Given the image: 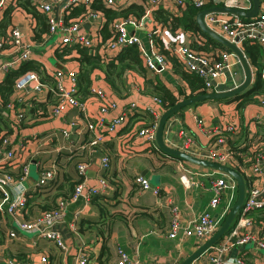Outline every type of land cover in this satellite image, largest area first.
Here are the masks:
<instances>
[{"label": "crops", "instance_id": "0c3cea01", "mask_svg": "<svg viewBox=\"0 0 264 264\" xmlns=\"http://www.w3.org/2000/svg\"><path fill=\"white\" fill-rule=\"evenodd\" d=\"M134 2L143 4L142 0H116V4L121 8ZM77 7L79 6L75 8ZM178 7L179 5L175 0H160L157 5V8H161L172 15H179L184 11L178 12ZM80 12L74 14L70 19L82 15L85 11ZM63 13L64 9L61 5H57L53 10L55 16H60ZM3 15L4 12H0V22L4 20ZM150 16L144 19V28L129 26V31L138 35L146 46L148 42L147 32L156 18L154 11ZM102 22L104 21L100 17H88L82 22L80 29L87 33L93 32ZM12 25H16L21 30L25 42L33 44L30 58L27 60L37 63L38 68L36 69L44 81L51 82L52 80V76L44 72L47 71L45 70L46 67L50 72L55 68H70L72 70L80 68V54L75 47L67 46L65 48L68 50L66 53L56 56L53 45L61 32L52 34L42 32L39 40L33 38L32 25H37V22L32 14L22 7L11 9L6 26H0V31L4 32L8 26ZM192 33H194L192 30L181 26L174 30L164 27L162 36L168 39L170 44L189 42L190 45H194L197 41ZM238 46L248 58L243 43ZM260 46L264 51V47ZM11 54L12 49L7 46L0 52V57L6 59ZM115 57L116 55L112 58L114 61H116ZM176 61L178 65H174L171 60L169 68L160 72L150 70L145 66V73L135 70L124 71L120 77L114 78L115 85L113 86L106 78L103 67L100 68V65L105 63L100 60L89 73V82L85 87L87 93L82 97L86 101L87 111L94 115L98 106L97 98L89 93L91 85H99L108 90L117 99L119 105L135 99L141 105L152 103L150 97L158 95L154 90L156 79L161 80L177 100L188 96L191 92L189 83L178 70H183V67L177 58ZM234 61V68L240 76V82L244 73L236 54ZM263 61L264 57L260 61L261 69ZM250 65L254 79L257 67L251 62ZM76 77L82 95V88L85 83H82L78 74ZM10 98L12 97L9 94L7 100ZM3 101L0 93V114L4 108ZM230 102L232 101L204 99L201 102L182 107L180 112H176L166 120L164 126L165 142L174 147L176 145L172 142L178 143L180 129L195 132L193 114L202 117L207 126L217 122L225 123L235 119L238 115L244 121V126L240 136L232 134L233 141L236 146L247 150L248 144L260 135L259 133L255 134L257 126L256 124L253 126L254 121H245V116L252 118L254 115H259L263 120L264 107L257 103L258 100L257 102L246 103L241 107ZM17 105L18 102H13L12 107L8 108V114L2 115L11 126L9 133L13 132L16 136V142L25 143V146L17 159L6 163L5 167L0 165V169L19 177L24 167L28 168L27 175L22 179L27 190L26 193H28L26 218H31L40 212L41 204L51 199L47 195L65 192L69 188L70 182L76 181L75 165L82 158L89 159L85 170L87 184H95L97 177L104 174L103 176L110 187L105 192L106 194L100 191L105 194L104 197H99L97 194L98 196L93 198L96 195L93 194L94 196H90L88 201H85L83 197H78L75 201L68 203L64 222L58 226L66 243V250H62L47 238L36 237L31 232L9 236L8 229L12 222L4 209L0 208V264L7 257H16L19 264H76V253L80 248L87 253L88 264H116L119 259L118 248L123 249L127 256L132 259L147 260L153 264H179L185 256L203 242L193 240V235L175 238L168 236L170 210L167 200L171 198L179 206L184 221L198 215L208 206L213 194L210 190L211 175L207 173L212 168L191 164L190 175L193 179L198 180L199 184L196 186L194 183L187 189L179 178L180 174L178 175L174 169L176 158L150 150V145L137 135L138 127L149 121L147 120L148 114H146L149 112L139 109L124 126L111 135L106 134L104 140L91 151V148L87 146L89 139L87 133H75L69 139L64 138L59 133L60 128L65 125V120L72 117L76 112L75 108L68 109L62 116L51 118L38 111V108L47 107V102L36 101L30 94L26 95V100L23 101L22 105ZM153 105L156 106V110L161 109V106ZM18 107L24 111L21 120L16 118ZM223 110L224 115L221 113ZM199 138L204 139L201 135ZM16 142L13 144L14 147L17 146ZM243 143L245 147L241 146ZM82 150L85 154L89 152V156L88 154L83 156ZM102 153H107L110 157L109 166L104 172V168L100 166ZM39 163L54 165L56 167L55 177L47 187L38 189V194L36 193L35 197L28 202V198L34 196L32 191L36 187ZM137 173L147 177L150 183L159 189V194H154L151 189L141 190L139 184L134 181V176ZM214 175H219V173ZM230 194L229 190L224 192L219 204L210 209L211 212L218 214ZM2 196L3 193L0 191V202ZM3 205L5 208L6 204ZM251 216L253 217V219L251 218L252 224L247 229L256 237H264V222H259L261 220L257 215ZM41 254L47 256L45 263L39 260ZM210 254L208 248L190 264H210ZM224 257L241 258L251 264H264V248L248 241L242 245L234 246Z\"/></svg>", "mask_w": 264, "mask_h": 264}, {"label": "built area", "instance_id": "2783aa9c", "mask_svg": "<svg viewBox=\"0 0 264 264\" xmlns=\"http://www.w3.org/2000/svg\"><path fill=\"white\" fill-rule=\"evenodd\" d=\"M102 1L108 6L117 7L116 0ZM142 1L146 9L140 17L132 14L115 16L108 22L103 10L91 6L93 0H35V6L45 14L47 19L48 30L44 34L61 32L53 45L54 50H59L66 44H79L88 47L92 53L99 56L101 61L107 62L126 45L136 44L142 63L146 68L160 72L169 68L171 58L174 56L183 69L194 72L201 78L200 89L204 92L221 90L220 84L225 82L228 76L233 77L238 74L234 68L235 61L231 60V56H235V53L227 46L208 42L202 34H197L194 31L192 35L195 36L197 43L204 44L205 47L196 48L189 42L170 44V41L162 36L163 28L168 26L156 19L153 20L154 23L147 32L148 42L146 46L138 35L129 31V26L144 28V19L153 13L160 0ZM260 1L258 11L253 16L243 18V16L235 13L210 11L205 13L204 21L211 29L235 44L241 45L244 40L248 39L250 42L255 41L264 47V0ZM175 2L179 5L178 12H182L188 4H193L199 8L225 5L244 10L249 9L252 5L251 0H175ZM9 4L15 5L16 0H0V12H3ZM57 5H61L64 9V13L60 16L53 14ZM78 5L85 6V12L75 18L68 19V21L65 20L68 10ZM88 17H100L104 22L100 23L93 32L87 33L82 31L80 26ZM106 22L109 35L104 37L101 28ZM242 32L245 34H241ZM6 45L12 49V54L6 59L0 57V80L9 69L17 68L21 62L30 58L33 44L25 42L21 30L16 25H12L6 36L0 35V52L6 48ZM163 49H166L167 52H164ZM45 69L48 70L47 67ZM52 71L51 82L44 81L35 69H26L16 75L13 80L12 98L3 104L2 114H8V108L12 107L14 101L18 102L17 106L22 105L28 94L33 96L36 101L47 102L46 110L38 108V111L51 118L62 116L68 109L75 108L76 112L72 117L65 120V125L60 128L59 133L64 138L69 139L75 133L82 134L84 131H88L87 146L93 151L104 140L106 134L111 135L116 132L139 109H143L152 114V120H149L147 125L138 128L137 135L147 144L156 146L155 129L157 121L166 108L162 105L160 96L152 95L150 97L152 103H144V105H141L136 99L119 105L117 99L108 90L99 85H91L89 93L95 96L98 101L96 112L92 115L86 109V101L79 98L76 70L55 68ZM260 75L264 79V61ZM238 83L235 82L232 86ZM257 103L264 107V94L258 95ZM153 104L161 106V109L156 110V106ZM23 116L24 111L18 107L16 118L21 120ZM192 116L195 121V132L180 129L178 143L172 142L176 145L174 147L204 159L232 167L238 166L247 177V180L244 179L245 182H248L239 214L226 233L209 247L214 249V252L209 255L210 264H251L241 258H225L224 255L234 246L242 245L248 241L264 248V237H256L247 229L252 224V219L247 214L248 211L264 206V138L258 137L252 140L248 144L250 154L243 157L242 162H240L231 149V145L235 143L232 134L238 136L242 134L244 121L241 120L240 116L237 115L235 119L225 123L217 122L209 126L204 124L202 117L196 114ZM253 121L254 123H264V119L261 120L259 115H254L250 119V122ZM200 135L203 136V140L199 138ZM15 138L13 132L7 133V130L0 132V164L12 162L20 156L25 143H17ZM15 142L17 143L16 147L13 146ZM241 146H245V144L243 143ZM87 154L89 156V152ZM88 162L89 159L83 158L76 163L77 182L69 197L59 196L52 209L43 210L31 218L25 217L27 190L22 182L28 173V168L24 164L25 167L19 177H14L8 171L0 170V191L3 193L0 208L4 209L12 222L8 229L9 236L31 232L36 237L47 238L62 250H66V243L58 226L64 222L68 203L75 201L78 197H83L85 201H88L91 194L100 191L107 192L108 187H110L102 175L97 177L95 184H87L85 170ZM109 162V155L102 153L100 157L101 168L108 167ZM55 173L56 167L54 165L39 163L36 186L46 184L55 176ZM207 173L211 175L210 190L213 194L208 206L195 217L184 221L179 206L171 198H168L170 219L167 234L169 237L193 235L199 242L204 241L217 230L232 206L237 191L235 179L231 175L215 169ZM216 173L219 175H214ZM179 178L187 189L194 183L196 186L199 184V181L193 179L187 172L180 173ZM134 181L139 184L141 190L151 189L154 194H159V189L153 186L143 174L137 173L134 176ZM227 190L231 193L227 197L228 200L221 207L219 213L214 214L210 209L219 204L222 194ZM3 204H6L5 208ZM117 252L119 259L116 264H153L147 260L129 258L121 248H118ZM39 260L45 263L47 256L41 254ZM75 261L76 264H88L87 253L81 248L78 249ZM2 264H19V261L16 257H7Z\"/></svg>", "mask_w": 264, "mask_h": 264}, {"label": "trees", "instance_id": "16d2710c", "mask_svg": "<svg viewBox=\"0 0 264 264\" xmlns=\"http://www.w3.org/2000/svg\"><path fill=\"white\" fill-rule=\"evenodd\" d=\"M78 6L79 7H77V8H75L76 6L75 7L73 6L72 10H70L69 12L66 13L65 20L68 21V19L73 17L74 14H76L80 11L81 12L85 11V9H86L85 6H83V5H78ZM91 6L93 8H98V9L103 10L104 14L106 16L107 22L110 21V19H112L115 16H128V15L132 14V15H135L136 17H140L144 12V5L142 3L138 4L135 2L130 3L127 6H124L122 8L118 5H117V7L113 8L111 6L106 5L102 0H93ZM13 7H22L27 12L32 14V16L34 17V20H36V22H37V25L32 26L33 31H34L33 38L36 40H39L41 38V33L42 32L45 33L48 30V24H47V19H46L45 14L40 12L36 8L34 0H16L15 5L9 4L3 11L4 12V15H3L4 20H2L0 22V26H3V27L6 26V22L8 21L9 12L11 11V9ZM198 9H200V8L194 6L193 4H188L187 7L184 9V11L179 15H172L170 13L165 12L161 8H155L154 14H155L156 20L163 22L171 30H174L176 27L181 26L185 29H190V30L194 31L197 34L198 33L202 34L207 39L208 42H211L213 44H219L220 46L223 45L219 41H217L216 39H214L213 37L208 35L207 33L203 32L198 27V25L195 21V15H196V12ZM243 18H245V17H243ZM168 21H169V23H168ZM107 22L101 28V32H102L104 37L109 35V29L107 27ZM10 27L11 26H8V28L4 32L0 31V35L6 36ZM158 41H159V39H158ZM243 45H244L245 52H246L251 64H253L254 66L257 67L256 68V74H255L253 81L245 90H243V91H241V92H239L233 96L215 99V100H223V101H235L237 107H241V106H243L249 102H257L258 95L264 94V79L260 75V70H261V62L260 61L264 57V51L261 48V46L255 41L250 42L247 39V40L243 41ZM7 46H9V45H6V47ZM67 46L75 47L80 54V56H79L80 68L78 70H76V72L78 74V77L82 81V83L83 82L85 83L84 87L82 88V91H83L82 95L80 94V90L78 93L79 98L83 100L82 97H84L85 94L87 93L86 92L87 88H85V87H86L87 83L89 82V73L92 70V68L98 62H100L99 56L97 54L92 53V51L88 47L80 46L79 44H66L65 46L60 47L59 50L56 49L55 50L56 56L57 55L60 56L63 53H66V51H68L67 49H65ZM192 46L196 47V48L205 47L204 44L203 45L198 44L197 42ZM163 50H164V52H167L166 49H163ZM115 59H116V61H114V59L111 58L109 61L105 62L104 65H100V68L103 67V69L105 71L106 78L109 80V82L113 86L115 85L114 78L120 77L124 73V71L135 70V71L143 72V73L146 72V68L144 67V65L142 63V58L140 56V53H139V50H138V47L136 44H129V45H126L125 47H123L116 54ZM171 60H172L174 65H178L176 63L177 62L176 57L172 56ZM36 68H38L37 63H34L32 60H24L23 62H21L19 64V66L17 68H11L5 73L3 78L0 80V93H1L2 98L4 100L3 104L6 103V101L8 99V95L9 94L11 95V93H12L13 80H14L15 76L18 75L20 72L26 70V69L37 70ZM178 70L180 71L182 76L189 83V86L191 89V92L189 93V95H191L193 93H197V92H204L203 90L200 89V87L202 85V80L197 74H195L194 72L186 71L184 69L183 70L178 69ZM44 72H47L52 76L50 71L47 70ZM154 90L160 96V98L162 100V105L166 108L168 106H171L172 104H174L177 101V98L174 96V94L159 79H156V84L154 85ZM201 101L202 100L194 102V103H198ZM14 102H16V101H14ZM44 109L46 110V108H44ZM146 114H148L147 120H152V114L151 113H146ZM148 123H149V121H146L141 126L147 125ZM256 126H257V129H256L255 134L259 133L260 137L264 138V123L256 122ZM140 127H138V128H140ZM10 128H11V126L9 125V122L7 121V119H5V117H3L2 113H1L0 114V131L1 130H7V133H9ZM86 133L89 135L88 131H84V134H86ZM149 149L153 150V151H157V152L161 153L162 155H168V154L164 153L163 151H161L157 147V145L156 146L150 145ZM231 149H232L234 155L236 156V158L238 159V161H240V162H242L243 157L250 154L248 147L246 150V148L239 147V146H236L235 144H232ZM81 153L83 156H86V154H87V153L85 154V152L83 150ZM169 156H172V155H169ZM172 157L176 158L175 156H172ZM78 161H80V160H78ZM6 163H9V162H6ZM6 163H2L0 165L2 167H5L4 165ZM234 168L237 169L242 174L244 179L247 180V177L244 175L243 171H241L239 169L238 166H234ZM106 169H107V167L103 169V172ZM54 177L52 179H50L46 184L36 186L35 190L32 191V192H34L33 193L34 196H30L28 198V202L31 200V198L35 197V194L38 192V189L41 190L42 188H45L49 184H51ZM76 182H77V179L74 183L70 182L69 188L65 192H56L53 195H47V196H50L51 199L48 200L46 203L41 204L42 209L37 214H34V216L40 214L43 210L52 209L56 205L57 198L59 196L64 197V198L69 197L73 191V188H74V185L76 184ZM246 186H248V182H246ZM103 193H105V192H103ZM93 194L94 195L96 194V195L94 196ZM93 194H91V196L92 197L94 196L93 198H96V196H98L97 194H99V197H101V196L104 197V195L106 193L102 194L101 192H97V193H93ZM236 196H237V191H236V195H235V198H234L232 204L234 203ZM239 210H238L236 216L239 214ZM26 212H27V208H26ZM26 212H25V216H26ZM247 214L252 219H253V217L251 215H257V217H260V220H261L259 222H264V206L261 208L251 209L248 211ZM236 216H235V218H236ZM223 219H222V221H223ZM234 219H233V221H234ZM233 221H232V223H233Z\"/></svg>", "mask_w": 264, "mask_h": 264}, {"label": "water", "instance_id": "95a60500", "mask_svg": "<svg viewBox=\"0 0 264 264\" xmlns=\"http://www.w3.org/2000/svg\"><path fill=\"white\" fill-rule=\"evenodd\" d=\"M259 4H260V0H252V5L247 10L238 7L225 6V5H212L197 10L195 15V21L198 27L203 32L207 33L208 35L219 41L221 44L227 46L228 48L234 51V53L239 58L241 66L243 68V73H244L243 79L237 85H234L226 89L214 90L208 92L207 91L197 92L188 95L180 100H177L174 104L168 106L167 108H165V110L162 111L157 121L156 129H155V142L157 147L161 151H163L168 155L175 156L178 159L180 158L191 163H195L198 165H202L205 167L218 170L223 173H227L235 179L237 184L236 199L232 204V206L230 207V209L228 210L227 214L225 215L223 221L221 222L217 230L209 238L201 242L191 253L185 256L179 264H190L194 259L199 257L203 252H205L209 247H211L215 242H217L223 236V234L228 230L229 226L231 225L233 219L235 218L238 210L240 209L243 203L245 197V191H246V183L242 174L237 169H235L230 165L204 159L199 156L190 154L186 151H183L179 148L168 145L164 140V125L166 120L170 116L174 115L176 112H180L182 107L188 104H192L194 102L204 99H218V98L230 97L245 90L251 84V82L253 81V72L250 62L246 57L245 53L243 52V50L238 45L231 42L223 35L219 34L218 32L211 29L209 26H207V24L204 21V15L205 13L210 11H221V12L235 13L243 17H249L256 14L259 8ZM241 34L244 35L245 32H242Z\"/></svg>", "mask_w": 264, "mask_h": 264}, {"label": "rangeland", "instance_id": "374dc122", "mask_svg": "<svg viewBox=\"0 0 264 264\" xmlns=\"http://www.w3.org/2000/svg\"><path fill=\"white\" fill-rule=\"evenodd\" d=\"M234 60L235 59V56H231V60ZM240 80V76L239 74H236L234 75L233 77L231 76H228V78L225 80V82H222L220 84V88H226V87H230L232 86L235 82H239ZM231 104H234L236 106V102L235 101H232L230 102ZM187 106V105H186ZM222 115H224V110L221 112ZM250 117V116H249ZM248 116H245L246 120L245 121H249L250 118ZM253 126L256 124V123H252ZM244 126V125H243ZM191 164H195V163H191V162H188L186 160H183V159H178L176 158L175 159V164H174V169L175 171L178 173V175L182 172H187L188 174L191 173L192 171V167H191ZM192 239L195 240V241H199L195 236H192ZM209 251L210 253H213L214 252V249L213 248H209Z\"/></svg>", "mask_w": 264, "mask_h": 264}]
</instances>
